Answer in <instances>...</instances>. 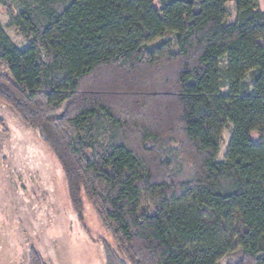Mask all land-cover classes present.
Segmentation results:
<instances>
[{"label": "trees", "instance_id": "trees-1", "mask_svg": "<svg viewBox=\"0 0 264 264\" xmlns=\"http://www.w3.org/2000/svg\"><path fill=\"white\" fill-rule=\"evenodd\" d=\"M229 1L0 0L29 42L0 23V102L95 209L105 264H264V12L229 24Z\"/></svg>", "mask_w": 264, "mask_h": 264}, {"label": "rangeland", "instance_id": "rangeland-1", "mask_svg": "<svg viewBox=\"0 0 264 264\" xmlns=\"http://www.w3.org/2000/svg\"><path fill=\"white\" fill-rule=\"evenodd\" d=\"M7 1L19 13L18 0ZM233 1L227 5L229 24L236 20ZM158 3L155 0L157 9ZM258 4L264 12V0ZM0 23L16 47L29 46L12 26L2 2ZM223 134L219 160H223L232 136L228 128ZM253 140H258L257 134ZM83 200L81 224L55 155L34 130L0 102V264H28L32 249L45 264H105L104 245L115 248V243L91 203ZM228 259L219 263L227 264Z\"/></svg>", "mask_w": 264, "mask_h": 264}]
</instances>
